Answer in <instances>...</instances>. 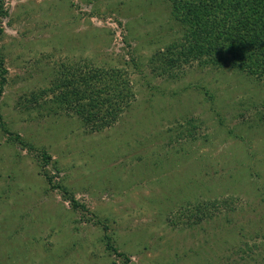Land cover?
I'll return each instance as SVG.
<instances>
[{
    "label": "rangeland",
    "instance_id": "obj_1",
    "mask_svg": "<svg viewBox=\"0 0 264 264\" xmlns=\"http://www.w3.org/2000/svg\"><path fill=\"white\" fill-rule=\"evenodd\" d=\"M1 2L0 264H264V82L195 61L160 74L182 33L168 0ZM89 60L135 91L92 131L34 99ZM214 198L231 200L195 219Z\"/></svg>",
    "mask_w": 264,
    "mask_h": 264
},
{
    "label": "trees",
    "instance_id": "obj_2",
    "mask_svg": "<svg viewBox=\"0 0 264 264\" xmlns=\"http://www.w3.org/2000/svg\"><path fill=\"white\" fill-rule=\"evenodd\" d=\"M168 1L171 16L182 33L180 38L157 50L156 60L151 59L152 63L158 62L155 68L160 70V74L171 73L173 68L195 61L199 66L227 67L264 82V0ZM2 9L0 0V14H5ZM84 62L62 68L50 86L34 94V99L50 93L53 105L75 114L87 126V130H101L117 120L134 99L135 91L122 68L96 64L90 60ZM5 71L0 55V93L5 82ZM261 107L257 115L258 123H264V102ZM0 127L6 133H11L1 114ZM191 128L186 129L184 135L192 137L194 129ZM13 135L12 138L20 142L18 136ZM43 157L49 158L46 153ZM46 177L48 181L51 180L50 175ZM65 197L71 206L78 205L72 196ZM230 200L214 198L200 202L195 219L212 216L213 208L218 209ZM104 235L107 245L114 250L110 244L111 237ZM24 254L22 249L17 250L14 257Z\"/></svg>",
    "mask_w": 264,
    "mask_h": 264
},
{
    "label": "clouds",
    "instance_id": "obj_3",
    "mask_svg": "<svg viewBox=\"0 0 264 264\" xmlns=\"http://www.w3.org/2000/svg\"><path fill=\"white\" fill-rule=\"evenodd\" d=\"M225 51H227V50L225 49Z\"/></svg>",
    "mask_w": 264,
    "mask_h": 264
}]
</instances>
